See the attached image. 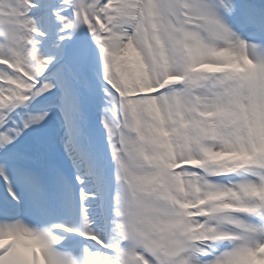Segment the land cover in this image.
I'll return each instance as SVG.
<instances>
[{
    "label": "snow or ice",
    "instance_id": "1",
    "mask_svg": "<svg viewBox=\"0 0 264 264\" xmlns=\"http://www.w3.org/2000/svg\"><path fill=\"white\" fill-rule=\"evenodd\" d=\"M0 264H264V0H0Z\"/></svg>",
    "mask_w": 264,
    "mask_h": 264
}]
</instances>
